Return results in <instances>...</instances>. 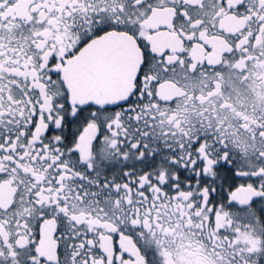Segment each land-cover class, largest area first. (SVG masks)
<instances>
[{
  "label": "snow or ice",
  "instance_id": "1",
  "mask_svg": "<svg viewBox=\"0 0 264 264\" xmlns=\"http://www.w3.org/2000/svg\"><path fill=\"white\" fill-rule=\"evenodd\" d=\"M0 264H264V0H0Z\"/></svg>",
  "mask_w": 264,
  "mask_h": 264
}]
</instances>
